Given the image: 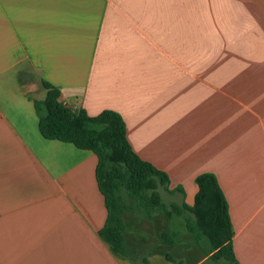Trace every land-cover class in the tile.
Segmentation results:
<instances>
[{
    "label": "crops",
    "instance_id": "1",
    "mask_svg": "<svg viewBox=\"0 0 264 264\" xmlns=\"http://www.w3.org/2000/svg\"><path fill=\"white\" fill-rule=\"evenodd\" d=\"M43 81L91 116L118 111L169 175L166 203L192 205L213 172L238 263L264 264V0H0V264H233L161 208L121 211L115 254L97 155L40 131Z\"/></svg>",
    "mask_w": 264,
    "mask_h": 264
},
{
    "label": "trees",
    "instance_id": "2",
    "mask_svg": "<svg viewBox=\"0 0 264 264\" xmlns=\"http://www.w3.org/2000/svg\"><path fill=\"white\" fill-rule=\"evenodd\" d=\"M46 96L35 99L39 128L48 139L71 142L98 157L96 176L105 196L107 219L100 235L111 250L127 257L123 246L125 225L119 215L123 210L147 212L161 208L167 219L173 215L185 218L188 230L198 244L215 260L226 259L239 264L233 249L234 228L229 202L213 172L196 176L198 191L192 205L166 203L162 190L170 189L169 175L143 159L127 137L123 116L116 110L104 109L91 116L84 108H72L60 100V90L43 81ZM176 233H164L165 243L175 244Z\"/></svg>",
    "mask_w": 264,
    "mask_h": 264
}]
</instances>
